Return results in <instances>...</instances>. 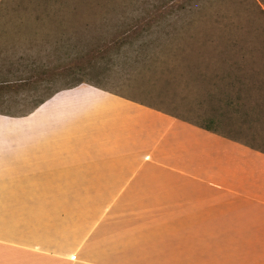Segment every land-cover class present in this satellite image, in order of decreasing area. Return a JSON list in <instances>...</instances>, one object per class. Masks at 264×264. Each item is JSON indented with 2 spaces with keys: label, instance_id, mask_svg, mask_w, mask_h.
Returning <instances> with one entry per match:
<instances>
[{
  "label": "crops",
  "instance_id": "crops-1",
  "mask_svg": "<svg viewBox=\"0 0 264 264\" xmlns=\"http://www.w3.org/2000/svg\"><path fill=\"white\" fill-rule=\"evenodd\" d=\"M0 264H264V150L87 84L0 114Z\"/></svg>",
  "mask_w": 264,
  "mask_h": 264
},
{
  "label": "rangeland",
  "instance_id": "rangeland-1",
  "mask_svg": "<svg viewBox=\"0 0 264 264\" xmlns=\"http://www.w3.org/2000/svg\"><path fill=\"white\" fill-rule=\"evenodd\" d=\"M257 1L0 0V114L24 117L56 93L96 85L264 150ZM34 156L4 168L11 209L33 185Z\"/></svg>",
  "mask_w": 264,
  "mask_h": 264
},
{
  "label": "trees",
  "instance_id": "trees-1",
  "mask_svg": "<svg viewBox=\"0 0 264 264\" xmlns=\"http://www.w3.org/2000/svg\"><path fill=\"white\" fill-rule=\"evenodd\" d=\"M257 1V0H256ZM257 3H258V1H257ZM258 8L260 9V13L264 16V8L262 7V5H260V3H258ZM239 44V45H238ZM232 46L233 47H235L236 49H242L241 48V45H240V38H239V41H236L235 39H233V42H232ZM240 51H235V54L236 55H239L240 53H239ZM238 62H235V60H234V62H233V64H237ZM80 85V84H79ZM78 86V85H77ZM95 87H97L96 85H94ZM56 94H58V93H56ZM55 94V95H56ZM54 96V95H53ZM234 97V96H233ZM51 98V97H50ZM49 98V99H50ZM49 99H47L46 101H48ZM233 99V98H232ZM230 100V102H229V104L230 105H232V104H234V101L233 100ZM238 99H240L239 98V96H238ZM235 100V99H234ZM46 101H42V102H40L39 103V105H37L36 106V108H38L40 105H42V104H44ZM207 129H209L210 130V128H207ZM228 137V136H227ZM233 139V138H232ZM233 140H235V139H233ZM235 141H238V140H235ZM248 145V144H247ZM250 146V145H249Z\"/></svg>",
  "mask_w": 264,
  "mask_h": 264
}]
</instances>
